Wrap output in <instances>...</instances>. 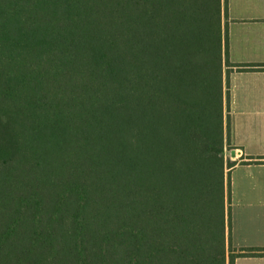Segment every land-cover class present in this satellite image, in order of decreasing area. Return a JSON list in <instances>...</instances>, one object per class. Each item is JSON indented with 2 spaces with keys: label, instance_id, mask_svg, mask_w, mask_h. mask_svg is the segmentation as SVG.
Returning a JSON list of instances; mask_svg holds the SVG:
<instances>
[{
  "label": "trees",
  "instance_id": "obj_1",
  "mask_svg": "<svg viewBox=\"0 0 264 264\" xmlns=\"http://www.w3.org/2000/svg\"><path fill=\"white\" fill-rule=\"evenodd\" d=\"M223 12L0 0V264H235Z\"/></svg>",
  "mask_w": 264,
  "mask_h": 264
},
{
  "label": "crops",
  "instance_id": "obj_2",
  "mask_svg": "<svg viewBox=\"0 0 264 264\" xmlns=\"http://www.w3.org/2000/svg\"><path fill=\"white\" fill-rule=\"evenodd\" d=\"M223 9L224 115L237 162L226 197L231 247L235 264H264V0H223Z\"/></svg>",
  "mask_w": 264,
  "mask_h": 264
},
{
  "label": "rangeland",
  "instance_id": "obj_3",
  "mask_svg": "<svg viewBox=\"0 0 264 264\" xmlns=\"http://www.w3.org/2000/svg\"><path fill=\"white\" fill-rule=\"evenodd\" d=\"M233 148L230 146V144L226 147V151H225V157L227 160H230L231 159V155H230V152Z\"/></svg>",
  "mask_w": 264,
  "mask_h": 264
},
{
  "label": "water",
  "instance_id": "obj_4",
  "mask_svg": "<svg viewBox=\"0 0 264 264\" xmlns=\"http://www.w3.org/2000/svg\"><path fill=\"white\" fill-rule=\"evenodd\" d=\"M236 150H232V156L235 157Z\"/></svg>",
  "mask_w": 264,
  "mask_h": 264
}]
</instances>
